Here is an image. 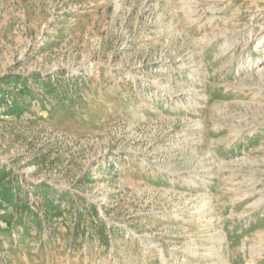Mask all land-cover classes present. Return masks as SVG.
I'll return each mask as SVG.
<instances>
[{"label": "rangeland", "instance_id": "374dc122", "mask_svg": "<svg viewBox=\"0 0 264 264\" xmlns=\"http://www.w3.org/2000/svg\"><path fill=\"white\" fill-rule=\"evenodd\" d=\"M0 264H264V0H0Z\"/></svg>", "mask_w": 264, "mask_h": 264}]
</instances>
